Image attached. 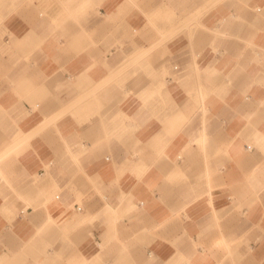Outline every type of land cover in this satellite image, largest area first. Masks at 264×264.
I'll return each instance as SVG.
<instances>
[{
    "label": "crops",
    "instance_id": "0c3cea01",
    "mask_svg": "<svg viewBox=\"0 0 264 264\" xmlns=\"http://www.w3.org/2000/svg\"><path fill=\"white\" fill-rule=\"evenodd\" d=\"M0 16V264H264V0Z\"/></svg>",
    "mask_w": 264,
    "mask_h": 264
},
{
    "label": "rangeland",
    "instance_id": "374dc122",
    "mask_svg": "<svg viewBox=\"0 0 264 264\" xmlns=\"http://www.w3.org/2000/svg\"><path fill=\"white\" fill-rule=\"evenodd\" d=\"M1 18L2 17L0 16V28H1ZM0 34H1V32H0ZM164 38H166V37H164ZM150 50H153V49H150ZM125 64H126L125 69H128V68L132 67V65L136 64V62L134 59H130V58L128 59L127 58V62ZM164 76H169V72L167 70H165Z\"/></svg>",
    "mask_w": 264,
    "mask_h": 264
},
{
    "label": "built area",
    "instance_id": "2783aa9c",
    "mask_svg": "<svg viewBox=\"0 0 264 264\" xmlns=\"http://www.w3.org/2000/svg\"><path fill=\"white\" fill-rule=\"evenodd\" d=\"M173 69H174V70H177V66H174Z\"/></svg>",
    "mask_w": 264,
    "mask_h": 264
}]
</instances>
